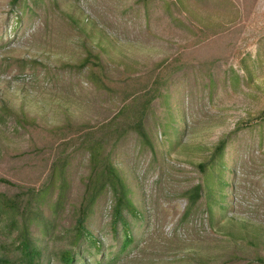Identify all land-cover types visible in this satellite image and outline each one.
I'll return each mask as SVG.
<instances>
[{"label":"rangeland","instance_id":"obj_1","mask_svg":"<svg viewBox=\"0 0 264 264\" xmlns=\"http://www.w3.org/2000/svg\"><path fill=\"white\" fill-rule=\"evenodd\" d=\"M24 233L42 264H264V0H0V259Z\"/></svg>","mask_w":264,"mask_h":264},{"label":"trees","instance_id":"obj_2","mask_svg":"<svg viewBox=\"0 0 264 264\" xmlns=\"http://www.w3.org/2000/svg\"><path fill=\"white\" fill-rule=\"evenodd\" d=\"M200 188H196L193 191L194 198L199 197ZM195 200V199H194ZM82 215L77 219V232L82 235L85 233L84 221H85V210L81 211ZM19 259L17 261H11L8 259H0V264H42L40 262V253L34 247L31 246L30 240L24 233L20 241L18 242ZM63 264H73L75 259L74 254L71 252H65L62 255Z\"/></svg>","mask_w":264,"mask_h":264}]
</instances>
